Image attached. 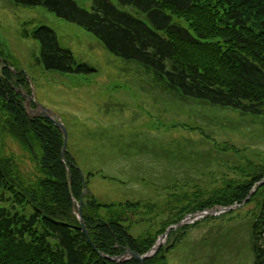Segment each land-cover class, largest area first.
<instances>
[{"label":"trees","instance_id":"1","mask_svg":"<svg viewBox=\"0 0 264 264\" xmlns=\"http://www.w3.org/2000/svg\"><path fill=\"white\" fill-rule=\"evenodd\" d=\"M11 1L44 6L82 26L114 55L138 63L152 75L147 84L162 86L172 98L195 99L264 117V0H92L90 10L76 0ZM26 33L40 43L39 61L46 70L96 72L63 49L52 28L41 26ZM8 54L0 43V57L5 60L0 61V264H141L134 258L116 263L101 254L115 258L129 248L144 255L169 226L188 214L242 204L253 189L256 191L243 207L248 210H232L226 222L229 225L240 219V212L246 213L253 264H264V183L259 186L264 179V160H251L230 142L221 148L212 146L218 153L233 155L240 164L245 159L246 165L239 167L242 179H225L207 199H195L190 210H175L160 228L136 237L134 225L150 221L146 217L149 211L134 220L140 216V208H153L139 202L103 205L96 199L89 186L96 174H85L69 148L63 160L60 129L45 117L29 116L26 99L18 92L32 93L27 72L15 66ZM178 126L187 130L182 123L173 128ZM198 131L208 140L202 127ZM8 142L17 143L29 155L35 177L22 169L24 157L16 155ZM206 152L203 149L201 154ZM197 155L201 156L200 152ZM188 158L194 161L197 156L191 153ZM84 183L89 191L82 199ZM81 202L89 236L77 214ZM105 208L111 210L109 219L99 215ZM190 228L173 230L170 237L174 235V241L145 264H169L170 254Z\"/></svg>","mask_w":264,"mask_h":264},{"label":"rangeland","instance_id":"2","mask_svg":"<svg viewBox=\"0 0 264 264\" xmlns=\"http://www.w3.org/2000/svg\"><path fill=\"white\" fill-rule=\"evenodd\" d=\"M76 1L91 9L92 0ZM41 26L52 28L60 46L96 72L46 70L39 61L40 43L26 36ZM0 43L9 60L32 79L38 103L64 123L68 148L78 167L85 174H96L89 180L96 199L103 205L139 202L153 208H140L134 220L149 211L150 221L134 225L136 237L154 232L176 211L190 210L195 199H207L225 179H242L239 167L246 165L245 159L240 164L233 155L218 153L212 146L221 148L230 142L251 160H264V117L195 99L172 98L162 86L147 84L152 75L138 63L114 55L93 33L44 6L0 0ZM178 123L187 125V130L174 129ZM199 127L207 132L208 140L202 138ZM8 146L24 157L22 169L35 177L29 155L17 143L8 142ZM203 149H207L205 155ZM191 153L197 156L194 161L188 158ZM99 215L109 219L111 210L101 209ZM239 215L229 225L225 219L230 214L201 220L187 231L168 263L253 264L250 220L244 212Z\"/></svg>","mask_w":264,"mask_h":264},{"label":"water","instance_id":"3","mask_svg":"<svg viewBox=\"0 0 264 264\" xmlns=\"http://www.w3.org/2000/svg\"><path fill=\"white\" fill-rule=\"evenodd\" d=\"M14 72L16 73V70H14ZM32 87H33V93H32V95L30 97L27 98L26 106H27V108H30V102H34L36 104V107H37L36 111L40 112L46 119L52 121L53 124H55L60 129V131L62 132L63 137H64V144H63V149H62V157L65 160L66 152H67V146H68V132H67V129H66L64 123L61 121L60 117L56 116L52 111H50L49 109L41 106L40 104H38V102H36V94H35L34 86L32 85ZM84 186H85V190L83 192L82 198L86 195V193L88 191L86 183L84 184ZM251 195H252V192H251L250 196L248 197V199L251 197ZM227 210L228 209H222L221 207H219V208H216V210L213 209V210H210V211H207V212H199V213H196V214L189 215L186 218L187 219L186 221H188V220H190L192 218H194V220H197L200 217L207 216V215H214V214H217L218 212L227 211ZM78 211H79L78 212V217H79V220L81 222V225L84 228L85 232L87 233L85 221H84L83 215H82V204H81V206L78 207ZM186 221L184 220V221L180 222V224H178L177 226H180V225L186 223ZM177 226H170L167 229V231L164 234V236H161L158 239V241L156 242V245L145 255H140L139 253L134 252L131 249H126V251L121 256H118L116 258L109 257V256H107L105 254H102V256L105 257V258H108L110 260H113L116 263H122V262L130 260L132 258H135L141 264H145V260L148 259V258L153 257L157 253V251L160 249L162 244L165 242V239L168 236V234L170 233V231L172 229L176 228Z\"/></svg>","mask_w":264,"mask_h":264},{"label":"bare ground","instance_id":"4","mask_svg":"<svg viewBox=\"0 0 264 264\" xmlns=\"http://www.w3.org/2000/svg\"><path fill=\"white\" fill-rule=\"evenodd\" d=\"M90 242H91V240H89ZM96 246H94V248H95ZM97 248V247H96Z\"/></svg>","mask_w":264,"mask_h":264}]
</instances>
